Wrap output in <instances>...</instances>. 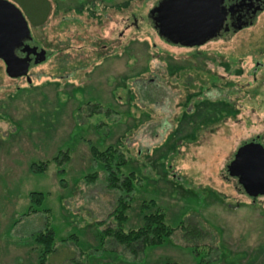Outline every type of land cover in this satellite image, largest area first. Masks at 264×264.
I'll list each match as a JSON object with an SVG mask.
<instances>
[{
	"label": "rangeland",
	"instance_id": "obj_1",
	"mask_svg": "<svg viewBox=\"0 0 264 264\" xmlns=\"http://www.w3.org/2000/svg\"><path fill=\"white\" fill-rule=\"evenodd\" d=\"M8 1L47 57L32 63L30 82L8 77L0 60V264L36 263L29 234L43 228V209L56 243L47 264H264V195L252 201L226 170L239 146L264 141V12L184 47L147 18L159 0ZM225 106L232 112L218 113ZM89 144L113 145L126 160L118 172L134 173L125 220L113 211L121 191L107 185ZM66 149L60 176L51 158ZM46 160L44 172H30ZM33 191L44 194L40 210L23 215ZM151 199L170 226L196 234L180 228L137 251L105 235L140 224Z\"/></svg>",
	"mask_w": 264,
	"mask_h": 264
},
{
	"label": "water",
	"instance_id": "obj_2",
	"mask_svg": "<svg viewBox=\"0 0 264 264\" xmlns=\"http://www.w3.org/2000/svg\"><path fill=\"white\" fill-rule=\"evenodd\" d=\"M158 35L174 45L194 47L214 38L223 26L221 0H159L149 10ZM31 38L28 22L21 10L8 0H0V60L10 78L27 77L30 82V55L37 64L46 51L24 44ZM21 48L24 57L17 55ZM250 198L264 194V146L254 140L239 146L226 165Z\"/></svg>",
	"mask_w": 264,
	"mask_h": 264
},
{
	"label": "trees",
	"instance_id": "obj_3",
	"mask_svg": "<svg viewBox=\"0 0 264 264\" xmlns=\"http://www.w3.org/2000/svg\"><path fill=\"white\" fill-rule=\"evenodd\" d=\"M41 11L43 15L40 16L39 19H42L43 21L45 19L44 17L46 16L47 5H44ZM146 16L150 20L152 27L156 31V28L154 27L149 12L147 13ZM201 93H202V88L200 87V91L198 92V94L200 95ZM191 96L192 95L188 96V98ZM85 104L87 106L90 105L89 102H86ZM225 104H227V102ZM98 107H99L98 104H94L93 105L94 109L93 111H91V113H95L99 111ZM222 109L223 110L218 111V113L219 112L223 113V111L225 112L223 114H226L227 112L229 113L232 112V109H229L228 106H225V108ZM224 116H230V114ZM224 116L221 117L216 116V118L213 120L216 122L221 121ZM209 121L211 120L202 121L199 128H202V126L210 125L212 121L211 122ZM97 126L100 127V123ZM89 149L93 159L103 165L102 167H103V171L106 173L107 185L112 189L118 188L121 191L120 195L117 198V203L113 211L118 212L116 216L118 217V219H120V221L125 220L127 217L126 211L129 207V202L132 199V192L134 189V185H133L134 173L130 172L128 175H126V174H120L118 172L119 167L124 165L126 163V160L123 154L120 151H118V149L113 145H108L104 149H99L95 145L89 144ZM69 159H70V153L67 149L58 150L56 154L51 158V160L56 164L57 167L56 173L58 175L60 176L64 175L65 173L64 165ZM48 163H49L48 160L32 162L29 166L30 172L42 173L46 170ZM94 177H95V173H91L85 176L87 181H89L90 179H94ZM60 184L61 186L65 184L63 177L60 178ZM43 199H44L43 193L36 191L30 192L28 194L29 204L23 215L34 214L38 210H40V206L43 202ZM43 212H45V214L47 215L44 221L43 228L39 231L29 234L30 242H33V244L36 245L33 246V248H35L36 251L35 264H47L48 257L55 251V244H56L55 233L51 226L50 219L48 216L50 212L48 211V209H43ZM140 212H142L140 218L141 222L136 227H132L127 231H124L121 228L113 231L112 229L108 228L105 230L106 232L105 235L110 234L113 240L118 244L123 245L125 248L129 250L137 251V250H143L147 247H155L162 245L168 237L172 236L180 228L183 233L185 231V233L189 235H195L197 232L195 231L194 228L195 226H192L191 224L181 223L179 226L176 227L170 226L166 222V214L160 207H158L154 203L152 199L143 201L141 203ZM101 237L104 238L105 236L102 235ZM69 238H72V235L69 236ZM193 252H196V250H194ZM165 264H180V263L176 261L167 260Z\"/></svg>",
	"mask_w": 264,
	"mask_h": 264
},
{
	"label": "flooded vegetation",
	"instance_id": "obj_4",
	"mask_svg": "<svg viewBox=\"0 0 264 264\" xmlns=\"http://www.w3.org/2000/svg\"><path fill=\"white\" fill-rule=\"evenodd\" d=\"M157 3L158 2H156V4ZM221 9H223V12H224L223 26L219 30L217 35L212 39H217V38H220L222 36L224 37L225 34L233 33L237 30H241V29H244V28L252 25L254 23V21H256V18L258 17V15H260L261 13L264 12V0H221ZM151 20H152V16H151ZM132 24H133V22H132ZM33 40H34V38H32V36H31V38L29 40L24 41V44H27L30 47H36L37 51H40L41 49H43L40 45L34 43ZM163 40L166 43H169L165 39H163ZM210 40H208V41H210ZM169 44H171V43H169ZM171 45H174V44H171ZM44 50L46 51V49H44ZM16 53L20 57L25 56V53H23L21 51V48L17 49ZM46 54H47V51H46ZM46 57H47V55H46ZM33 59H34V56L30 55V67H29V69L32 66ZM25 78H27V77H25ZM252 140L259 142L264 146V141L260 140V138H258V137H256L255 139H251L250 141H252ZM258 197H256L255 199L251 198V200L252 201L257 200Z\"/></svg>",
	"mask_w": 264,
	"mask_h": 264
}]
</instances>
